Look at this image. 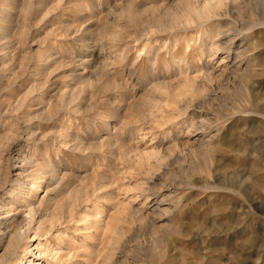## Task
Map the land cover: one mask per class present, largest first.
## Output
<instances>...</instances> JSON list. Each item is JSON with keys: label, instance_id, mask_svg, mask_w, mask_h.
Segmentation results:
<instances>
[{"label": "rangeland", "instance_id": "rangeland-1", "mask_svg": "<svg viewBox=\"0 0 264 264\" xmlns=\"http://www.w3.org/2000/svg\"><path fill=\"white\" fill-rule=\"evenodd\" d=\"M211 4L0 0V264H264V0Z\"/></svg>", "mask_w": 264, "mask_h": 264}, {"label": "bare ground", "instance_id": "bare-ground-1", "mask_svg": "<svg viewBox=\"0 0 264 264\" xmlns=\"http://www.w3.org/2000/svg\"><path fill=\"white\" fill-rule=\"evenodd\" d=\"M220 1L221 0H207V2L210 4V3H212L211 5L212 6H209L210 7V9L211 10H214L215 9V7L218 5V4H220ZM189 6V5H188ZM193 9V8H192ZM197 10V9H196ZM208 10L209 9H207V8H205L204 10H202V14L203 15H206L207 14V12H208ZM210 10V11H211ZM209 11V12H210ZM198 13V12H197ZM201 13V12H200ZM202 14L200 15V16H202ZM214 14V13H213ZM212 15V14H211ZM203 18V17H202ZM210 54V53H209ZM27 163V162H26ZM32 173V172H31ZM35 175V174H34ZM36 179V178H35ZM34 180V179H33ZM33 183H34V181H33ZM33 185V184H32ZM31 185V186H32ZM30 190H33V188L32 187H28V189H26V191L24 192V193H28V192H30ZM9 191H13V189H10ZM36 192V191H35ZM30 196V195H29ZM34 196V195H33ZM25 197V199L24 200H21V197H18L14 202L15 203H13L12 204V207H10V209L11 210H15L17 213H19L18 211H22L21 210V208H23V207H28V205H30L31 204V200L30 201H27L26 200V196H23V198ZM35 198H36V195L34 196ZM33 197V198H34ZM28 198V197H27ZM29 200V199H28ZM9 207V206H8ZM18 207H19V209H18ZM32 211V210H31ZM7 212H9V210H7ZM21 213V212H20ZM23 213V212H22ZM5 216H7V215H5ZM5 218H9L8 216L7 217H5ZM4 229V228H3ZM20 235L21 234H19V232L16 230V229H13V232L11 233V234H9V236H8V239H7V243H6V246H5V250L8 252V251H10L12 248H15V246H18L17 244H18V242H19V240L21 239L20 238ZM3 237V236H2Z\"/></svg>", "mask_w": 264, "mask_h": 264}]
</instances>
